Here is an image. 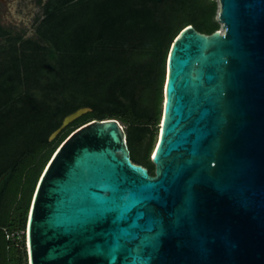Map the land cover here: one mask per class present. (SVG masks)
Wrapping results in <instances>:
<instances>
[{
    "label": "water",
    "instance_id": "1",
    "mask_svg": "<svg viewBox=\"0 0 264 264\" xmlns=\"http://www.w3.org/2000/svg\"><path fill=\"white\" fill-rule=\"evenodd\" d=\"M215 1L218 29L168 49L153 175L116 119L72 130L36 183L27 264H264V0Z\"/></svg>",
    "mask_w": 264,
    "mask_h": 264
},
{
    "label": "trees",
    "instance_id": "2",
    "mask_svg": "<svg viewBox=\"0 0 264 264\" xmlns=\"http://www.w3.org/2000/svg\"><path fill=\"white\" fill-rule=\"evenodd\" d=\"M216 10L215 0H43L30 35L0 24V264H27L36 183L78 126L116 119L131 162L153 174L168 49L187 25L217 30ZM79 107L90 110L49 139Z\"/></svg>",
    "mask_w": 264,
    "mask_h": 264
},
{
    "label": "rangeland",
    "instance_id": "3",
    "mask_svg": "<svg viewBox=\"0 0 264 264\" xmlns=\"http://www.w3.org/2000/svg\"><path fill=\"white\" fill-rule=\"evenodd\" d=\"M33 6V0H8L7 6L5 8L6 10L0 13L1 25L11 29L12 31L22 33L25 36L30 35V12H33L34 14L39 13V7L33 8ZM25 25L28 26L29 29L26 28L23 30ZM120 125L124 128V125ZM156 135L154 138L153 146L156 141ZM151 154L152 152L150 153L149 158L151 157Z\"/></svg>",
    "mask_w": 264,
    "mask_h": 264
},
{
    "label": "flooded vegetation",
    "instance_id": "4",
    "mask_svg": "<svg viewBox=\"0 0 264 264\" xmlns=\"http://www.w3.org/2000/svg\"><path fill=\"white\" fill-rule=\"evenodd\" d=\"M7 1L8 0H0V13L1 12H3V11H5L6 9V6H7ZM33 2H34V6H33V8L34 7H39L40 8V5L42 4V2H43V0H33ZM32 8V9H33ZM37 14H34L33 12H30V26H31V24H32V21H33V19H34V17L36 16ZM1 24V23H0ZM3 26V25H2ZM26 28H28V26H24V28H23V30L24 29H26ZM29 29V28H28ZM149 175H151V174H149ZM153 175V174H152Z\"/></svg>",
    "mask_w": 264,
    "mask_h": 264
}]
</instances>
